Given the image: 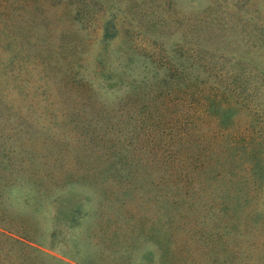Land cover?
<instances>
[{
    "label": "rangeland",
    "instance_id": "rangeland-1",
    "mask_svg": "<svg viewBox=\"0 0 264 264\" xmlns=\"http://www.w3.org/2000/svg\"><path fill=\"white\" fill-rule=\"evenodd\" d=\"M0 19V264H264V0H34ZM152 61L240 97L192 131L187 193L135 139L120 174L106 142L139 130Z\"/></svg>",
    "mask_w": 264,
    "mask_h": 264
},
{
    "label": "trees",
    "instance_id": "trees-1",
    "mask_svg": "<svg viewBox=\"0 0 264 264\" xmlns=\"http://www.w3.org/2000/svg\"><path fill=\"white\" fill-rule=\"evenodd\" d=\"M32 1L34 0H0V17H25ZM1 23L0 19V51L10 46L8 38L5 36L6 39L1 38L2 34H7V29ZM152 63L155 66L148 70L142 68V73H138L140 84L134 87L137 88V94H133V98L131 95V101L134 103L143 98L140 99L143 102L139 103L140 112L131 111L127 122L128 127H137L139 130L129 129L119 133L115 139L109 138L106 142H114L117 146L116 152L119 154L116 153L118 161L115 164L120 174L131 165L129 148L135 143L133 142L135 139L136 148L148 159L159 163L165 172L164 178L171 181L176 190L187 193L190 172L188 146L191 144L192 131L203 123L205 113L212 112L214 116L219 117L225 107L224 104L240 106V97L231 89L233 87L228 83L223 85L222 80L217 77L211 81L203 79L201 76L204 71L184 68L176 63L170 66H162L154 61ZM131 84H135L134 81ZM103 124L98 120L97 125L92 127L93 132L106 131L107 127L112 130L114 127L112 124ZM89 126L87 125V128ZM91 137L93 140H104L96 135ZM139 160L132 162L135 173L138 167L144 164ZM121 161L125 163L122 165ZM125 182L130 180L125 179Z\"/></svg>",
    "mask_w": 264,
    "mask_h": 264
}]
</instances>
